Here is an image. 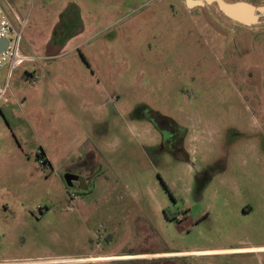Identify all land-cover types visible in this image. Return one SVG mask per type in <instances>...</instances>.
Returning a JSON list of instances; mask_svg holds the SVG:
<instances>
[{
  "label": "rangeland",
  "instance_id": "1",
  "mask_svg": "<svg viewBox=\"0 0 264 264\" xmlns=\"http://www.w3.org/2000/svg\"><path fill=\"white\" fill-rule=\"evenodd\" d=\"M0 3L27 57L0 71V264H264V18L185 0ZM143 102L188 127L189 162L132 124Z\"/></svg>",
  "mask_w": 264,
  "mask_h": 264
},
{
  "label": "flooded vegetation",
  "instance_id": "2",
  "mask_svg": "<svg viewBox=\"0 0 264 264\" xmlns=\"http://www.w3.org/2000/svg\"><path fill=\"white\" fill-rule=\"evenodd\" d=\"M203 79L212 81L208 75H204L200 78V80ZM205 83L201 82L204 86ZM200 86L201 85H199V87ZM173 108H175L174 105ZM133 117L136 118V121H132V124L135 123L141 126H147L153 133L155 140H147V142L151 148L155 149L156 154L167 153L181 162L190 161L191 155L187 149L188 127L181 125L173 116L171 117L168 114L159 112L144 102L134 107L132 111V118ZM159 179L165 190L168 191L169 187L161 175H159Z\"/></svg>",
  "mask_w": 264,
  "mask_h": 264
},
{
  "label": "built area",
  "instance_id": "3",
  "mask_svg": "<svg viewBox=\"0 0 264 264\" xmlns=\"http://www.w3.org/2000/svg\"><path fill=\"white\" fill-rule=\"evenodd\" d=\"M0 39L7 40L9 45L6 50L0 52V71L8 68L10 72L21 62L27 59L22 52L23 29L18 27L5 8L0 3ZM8 85L0 83V109L2 104L7 101ZM43 162V158L40 161ZM107 259L97 257L76 258H57L48 259L41 264H100Z\"/></svg>",
  "mask_w": 264,
  "mask_h": 264
},
{
  "label": "water",
  "instance_id": "4",
  "mask_svg": "<svg viewBox=\"0 0 264 264\" xmlns=\"http://www.w3.org/2000/svg\"><path fill=\"white\" fill-rule=\"evenodd\" d=\"M189 8L217 4L221 12L235 23L256 25L264 18V6L257 7L249 2H226L225 0H185ZM9 42L0 39V52L7 49Z\"/></svg>",
  "mask_w": 264,
  "mask_h": 264
},
{
  "label": "crops",
  "instance_id": "5",
  "mask_svg": "<svg viewBox=\"0 0 264 264\" xmlns=\"http://www.w3.org/2000/svg\"><path fill=\"white\" fill-rule=\"evenodd\" d=\"M0 113L4 115V108L3 107H1ZM97 258L107 259V261H104V262L115 261V260H119V259H128V258L131 259V257H126V256H106V255H98ZM104 262H102V263H104Z\"/></svg>",
  "mask_w": 264,
  "mask_h": 264
},
{
  "label": "trees",
  "instance_id": "6",
  "mask_svg": "<svg viewBox=\"0 0 264 264\" xmlns=\"http://www.w3.org/2000/svg\"><path fill=\"white\" fill-rule=\"evenodd\" d=\"M27 74L29 75L30 78H32V76H33L32 73H27ZM40 151H41V150H40ZM37 158H38L37 160H38L39 162H40L41 159L43 158V162H42V163L40 162V163H41V165H44V164H45V160H46V159H45V154H44V153L38 154V155H37ZM78 194H79V193H78Z\"/></svg>",
  "mask_w": 264,
  "mask_h": 264
},
{
  "label": "bare ground",
  "instance_id": "7",
  "mask_svg": "<svg viewBox=\"0 0 264 264\" xmlns=\"http://www.w3.org/2000/svg\"><path fill=\"white\" fill-rule=\"evenodd\" d=\"M18 264V263H17Z\"/></svg>",
  "mask_w": 264,
  "mask_h": 264
}]
</instances>
